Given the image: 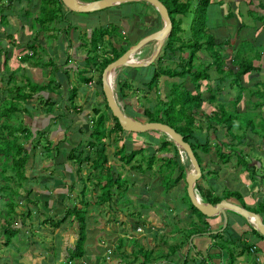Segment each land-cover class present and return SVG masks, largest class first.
Listing matches in <instances>:
<instances>
[{
    "label": "crops",
    "instance_id": "obj_1",
    "mask_svg": "<svg viewBox=\"0 0 264 264\" xmlns=\"http://www.w3.org/2000/svg\"><path fill=\"white\" fill-rule=\"evenodd\" d=\"M34 2L35 0L31 4L21 3L12 7L9 5V8L5 9L9 23L6 28L0 24V142H3L5 138L11 140L13 136L19 137V143L25 144L29 152L28 160L21 167L20 172L18 171L19 174L16 173L17 170L11 158L6 157V162L0 163V236H2L0 264H59L61 260L64 264H69L64 259L71 247L66 232L64 239L52 244L50 238L47 239L43 235L40 237L41 232H43L41 234L47 232L40 227L42 224L47 226L48 222L59 219L61 209L65 207L66 210L70 202H78V196L84 188L85 179L78 170V167L82 170L83 165L78 166L77 161L69 160L68 153L74 147L87 145L85 137L91 131L93 108L104 105L103 91L97 85L99 63L104 56L113 57L112 48L119 49L126 46V50L144 35L160 29L163 26V20L153 6L143 1L119 3L102 11L89 12L94 13L95 17L96 15L101 17L103 14L106 17L109 14L119 17L114 23L120 26L121 34L123 36L125 34L123 38H120L114 32L111 33L108 27L107 30H99L104 34L102 39L95 41L98 42L96 44L98 52L96 56H93L87 53L83 38L92 41V35L98 31L97 26H88L77 22L74 18L69 20L67 15L74 12L65 10L60 19L61 22L54 20L48 25L35 26L33 18L31 20L29 16L22 14V8L27 5L30 8L35 7ZM18 10L19 16L16 14ZM138 10H142L144 15L139 16ZM178 17L176 15V18ZM205 24L213 42L220 45L215 51L219 53L222 62L217 68L211 56L200 51L197 57L193 58L197 60L194 64L198 65L199 58L207 56L206 69L210 77L200 82L201 106L203 102L208 106L213 104L215 108L212 115H214L222 104L225 112L241 117L246 123L238 125L240 136L244 135L239 143L230 141V136L225 134L224 127L217 133L212 129V132L202 130L195 132L199 139L203 141L207 139L211 148L208 152V161H205L206 166L203 168L204 174H207L196 182V189L200 196L201 192L197 186L210 190L214 195V190L229 186L230 196L225 198V195H221L223 198L241 206L245 204L251 209L258 208L264 199V137L257 133L264 123V0H209ZM100 41L110 43L111 46V49L107 46V50L102 55L100 50L103 45L99 44ZM164 41L158 53L155 42L146 45L141 51L145 55L140 56V53L138 57H134L143 65L118 68L112 75L114 82L119 85V77L124 75L128 77V80L123 83L130 84L128 88L133 89L135 93L144 89L152 78L156 67L155 60L161 54ZM37 47H39L37 52L40 55H36ZM187 54L188 52L182 55L186 58ZM153 56L154 59L147 64ZM237 60L242 65L241 68ZM8 65L12 67L8 68ZM250 66L251 69H249ZM244 69L245 73L233 78L237 70ZM191 77L184 69L171 74L163 72L158 76V80L156 79V86L145 90L153 92L154 95H157L160 90L163 94L164 92L170 94L178 84L183 86L182 91H187L190 96H194L196 86ZM238 87L242 91L239 90V99L236 100ZM24 93L30 94L26 100L22 97ZM131 96L127 99L116 96V100L125 113L148 121L146 117L143 118L139 114L142 110V107L139 108V99L134 94ZM10 101H18L23 111L9 112L12 120L9 125L14 129L6 131L3 129L4 122L7 120L4 114L7 113L5 109ZM2 105H6L5 108H2L4 107ZM50 106L51 112L47 113L46 110ZM199 109L193 112L194 118ZM113 122L110 116L109 124ZM18 124H22L23 127L21 125L16 127ZM256 124L258 127H254ZM243 126L247 127L243 128ZM116 133L114 134H124L120 136V139L121 144L128 145L125 154H128L129 150L141 147L140 142L152 151L153 147L149 143L152 136L166 139L162 134L154 131L142 134L125 131ZM26 137H29L27 141H25ZM218 139L226 142V146L222 147L225 156L223 160L215 155L213 148V144L220 145ZM119 147V144L117 147L113 146V150ZM233 150L236 151L233 152ZM92 152L86 154L94 158L95 155ZM3 157L4 155L0 153V162ZM44 157L49 160L41 162ZM135 160L134 157L132 162ZM89 164L88 159H85V166L88 165L90 173L88 179H91L92 171ZM210 170L217 176L213 177ZM131 171L134 174H130ZM134 171L129 169L126 175L132 176L134 190L142 187L145 191L138 195L141 207L137 209L135 206L130 210L114 208L111 211L114 203L112 201L109 208L111 212L115 211V214H112L111 220H114V217L116 219L123 217L146 219L145 235L147 237L144 239L150 245H144V247H151V250L158 252L156 257H159V260L153 261V264H264V239L253 231V225L247 219L232 210H225L224 215L199 218L188 209L186 202L181 200L183 192L180 193L178 189H181L179 183L184 179H180L169 190H165L158 181L160 177L158 175L153 177L152 171H146V173ZM5 172L6 174L1 176ZM71 173L72 177H70ZM142 177L146 180L144 181ZM98 190L94 196L95 202L102 203L98 201L101 192L99 186ZM134 190L128 186L125 194L129 192L128 195L132 196L130 192ZM181 190L184 191V189ZM153 191L154 193L165 191L170 200L179 199L184 203L185 207L180 210L179 215L173 214L171 208H174V205H171L166 211V216H158L165 221L166 227L161 224L154 226L152 223L151 226L147 221L162 208V203H159L161 206L157 210L151 209L152 203L148 195ZM114 196L118 198L117 194ZM260 214L264 221V211ZM61 217H66L65 220L68 218L64 214H61ZM171 219L182 220V224L175 225L173 221L168 223L167 220ZM65 220L59 227H55L53 235L63 230L62 224ZM132 224L133 221L131 228ZM196 225L198 227L186 239V234L190 233ZM18 228L23 231L27 241L19 242V239H16L9 231ZM156 236H158V245L153 246L152 241ZM119 239L115 241L114 248L119 243ZM134 241L137 240L126 241L120 245L121 248L125 245L128 247L127 250H121L124 256L127 252H131ZM16 242L25 247L16 251ZM56 251L58 255L55 254ZM125 258L122 263L117 264H141V261ZM94 260L95 258L89 254L80 257L77 263L71 259L72 264H99L96 261L92 262Z\"/></svg>",
    "mask_w": 264,
    "mask_h": 264
},
{
    "label": "trees",
    "instance_id": "obj_2",
    "mask_svg": "<svg viewBox=\"0 0 264 264\" xmlns=\"http://www.w3.org/2000/svg\"><path fill=\"white\" fill-rule=\"evenodd\" d=\"M34 0H0V24H2L3 28H6V26L9 23L8 14H6L5 9L9 8V5L15 6L20 5L21 3H33ZM167 7L171 21H172V29L168 36V38L164 41L161 54L158 56L155 60V63L166 56V53L172 52L173 54L177 53L178 51L182 52L181 54L177 53L178 57H183L182 54L188 52L187 57L189 59L187 68L184 69L186 73L190 74L192 82L195 83L196 90L195 95L190 96V94L187 91H179L176 93V97L167 102L164 107L152 104L151 106L144 108L142 114L147 118L148 121H161L169 124L171 127H173L177 132L183 135L184 140L188 141L193 149L194 155L201 167V162L203 161V164L205 161H208V152L210 148L209 141L205 139L204 141L199 139L196 135V131H200L202 129V126L200 125V121L198 123V120L194 118L193 112L195 110H198L201 106V100H200V85L201 80H208L209 74L207 72V56L205 58L200 57L199 58V64L195 65L193 62V58L197 57V53L200 51L205 55H210L212 58V62L215 63V66L219 68L221 66V58L219 56V53H216L215 49L219 48V44H215L213 42L212 36L206 31V14H207V5L209 0H195V7L193 10V14L190 21L191 28L193 27V31L191 30L190 33L191 38H184V28H182V17L183 16H191L190 11L191 6L193 5L191 0H161ZM35 7L33 6L30 8L28 5L24 8H22V14L29 16V18L35 22V26H42V24L48 25L54 20L56 21L58 18H62L63 11H67L65 7L62 5L61 0H35ZM29 7V8H28ZM37 7V10H36ZM56 7H61L62 13L59 17L56 13ZM68 12V11H67ZM16 14L18 16L20 15V11H16ZM56 15V16H55ZM176 15L179 16L176 18ZM57 18V19H56ZM197 19V23L195 20ZM60 21V19L58 20ZM195 23V24H194ZM103 32L95 31L92 35V41H96L97 39H102ZM190 40V41H189ZM192 42V45L190 44ZM219 46V47H218ZM113 51V57H103L102 61L99 63V69L102 70L107 63L114 60L118 56H120L125 49L119 48L111 49ZM89 63L88 61L86 62ZM159 63V62H158ZM238 63V60H237ZM239 68L242 67L240 63ZM252 67L250 66L249 69ZM163 72H166V74L173 73L172 71L166 69H161V66L156 65L151 80L148 82V85H151L154 80L157 79V77L162 74ZM175 72V71H174ZM245 69L237 70L236 74H233V78L240 77L242 73H245ZM237 81V80H234ZM121 85L119 82V93L121 98H125L126 94L124 92L125 88H128L129 85ZM98 86L100 90L102 91V84L100 79L98 80ZM237 94L235 95L236 100L239 99V90L240 87L237 89ZM173 91V90H172ZM242 91V90H240ZM160 95V93H157V95ZM30 96L29 93L23 94V99L26 100ZM180 96H184L185 99L182 100L179 99ZM8 104V103H7ZM19 102H9V105L6 106L7 113L4 114L7 116L6 122H4L3 129L6 131H11L14 128L9 125L11 118L9 115V112L11 111H23V109L20 108ZM155 105V106H154ZM154 106L157 110L153 114L151 110L148 108H152ZM159 106V107H158ZM104 107L106 109H109L106 103V100L104 99ZM21 109V110H20ZM52 107L47 108L46 112L50 113ZM110 111V110H109ZM94 116L92 118L91 122V131L85 139L87 140L86 144L89 148L92 149V151L95 154L94 158L90 157V154H86L85 159L90 162L89 167L91 168V179L92 180V186L94 188L98 187L101 190V193L99 195V202L107 203L108 205H111L112 201L118 204V201L122 198V196L126 195L125 192L128 189L126 181L121 178V171L117 169L115 166H110L108 161V156L105 152V146L103 144L104 138L109 134L107 130H111L112 132H118L123 133L124 130L121 128L120 124L117 122V119L114 118L110 112V115L112 116L114 122L112 124H109L108 117L105 114V111H100L99 107L93 108ZM236 113V112H235ZM105 116L107 117L105 119ZM211 122L208 124V127L212 130H214L215 133L222 129V127L225 128V134L230 136V141H235L236 143H239L244 138V135L239 134V127L238 125H241L245 120H243L241 117L233 116L229 112L224 111V107L221 104V106L217 109V112H215L214 115H212V118L209 117ZM22 124H18L16 127H19ZM28 130V129H27ZM30 131V130H28ZM157 133V132H156ZM257 133L264 137V123L263 126L260 128ZM29 137H26V140H28ZM151 145L153 147L152 151L148 150L147 147H145V144L143 142H140L141 147L135 149V150H129L128 154H125V151L128 149L127 144H120L119 149L115 150V155H117L118 160L121 162V166L125 164H131L133 158L136 154L142 152L143 150H146L148 152H151V154L148 156V162L145 166L146 170L139 172V173H146V171H152L151 173L156 177L158 175L159 183L164 186L165 190H169L172 186L170 185V181H173L174 184L178 183L180 179H183L185 177V166L181 165L178 161V149L172 143L171 141L164 139L160 136H152L151 137ZM220 142V145L216 143L213 144V148L215 151V155L220 158L221 160L224 159L223 150L222 147H225V141L218 139ZM20 138L13 136L11 140L8 138L3 139V142H0V153L3 154L7 158H11V162L14 164L17 172L19 174L21 167L25 164L28 158L29 152L26 150L25 144H20ZM25 143V142H24ZM32 148V147H31ZM90 152V150L88 151ZM159 154V155H158ZM226 155V154H225ZM82 156L81 151L78 149V147L72 148L68 153V159L72 161H77L78 166L82 164V161L84 159ZM185 157V156H184ZM127 158V159H125ZM186 158V157H185ZM187 159V158H186ZM143 160V159H142ZM85 161V160H84ZM136 161V160H135ZM134 161V162H135ZM116 164L113 163V165ZM206 166V164H204ZM139 168H142L141 165L138 166ZM135 165H130L131 170H135ZM79 173L81 171V167H78ZM19 171V172H18ZM136 171V170H135ZM202 175L201 178L203 179L204 176L207 174H204V170L201 167ZM210 174V172H208ZM255 175V172H254ZM83 180V179H82ZM198 190L201 192V197L208 202L216 203L220 201L221 199L228 198L230 194L225 195L223 198L222 196L218 195H212L210 190H205L201 186H197ZM85 187L81 190L78 202L79 204H76L75 206L71 208H67L65 211V216H68V214L71 213V216L75 221H77L79 232H78V238L72 247V251L69 252L67 255V260H71L74 258H80L85 255V241L87 238V215H86V206L88 205L86 199H85ZM124 191V193H122ZM113 192V193H112ZM188 203H186V206L189 208L190 211L198 213L199 218L205 217L202 213H200L190 202L186 189L184 187V192ZM205 193V194H204ZM114 194L118 195V198L116 199ZM122 194V195H121ZM115 199V200H114ZM97 203V202H96ZM115 204V205H117ZM144 205V204H143ZM243 207L255 211L257 213H262L264 211V199L261 201L258 208L251 209L247 205L243 204ZM122 210L125 208L119 207ZM63 219L57 221V226L60 224ZM176 221H173V223ZM176 225V223H174ZM198 226L196 225L193 227V230L190 231V233L186 234V239L193 233ZM253 231L258 234L260 237L264 239V237L255 229ZM187 233V232H186ZM10 239V238H8ZM118 244L115 246V248L121 247V244H124V240L120 238L118 240ZM133 247H131V252L126 253V258L132 256V260H137V257L140 255L141 264H153V261H158L159 257L151 259H147V257L143 253L147 250L144 245H142L140 242L134 241ZM117 251V250H116ZM66 260V262H67Z\"/></svg>",
    "mask_w": 264,
    "mask_h": 264
},
{
    "label": "rangeland",
    "instance_id": "obj_3",
    "mask_svg": "<svg viewBox=\"0 0 264 264\" xmlns=\"http://www.w3.org/2000/svg\"><path fill=\"white\" fill-rule=\"evenodd\" d=\"M37 1H39V0H37ZM84 1H88V0H84ZM191 2L193 4L191 6V10H192L195 7L196 1L195 0H191ZM100 11H102V10H100ZM56 13H57V15L59 17L61 16V13H62L61 7H56ZM192 14H193V10H192V12L190 11V15L191 16H183L182 17L183 23H182L181 26H182V28H184V34L182 35L183 39L184 38H191L192 34L190 33V31L194 30L193 27L191 28V26H190V21H191ZM66 15H67V13H66ZM94 15H95L94 13H72L71 15L69 13L67 15V17H68L69 20L71 18H74V20H76L77 22L84 23V24H86L88 26H97L98 31L102 30V29L107 30V27H108L111 33L114 32V34H117V36H119L120 38H123L125 36V34H124V36L121 34L120 26L114 23V21L117 20L119 17L114 16V15H110V14L107 17L104 14L101 17H99L98 15H96V17H95ZM138 15L139 16H143L144 15L143 11L142 10H138ZM59 19H62V18H58L57 20H59ZM110 20H112V21H110ZM58 22H61V21H58ZM195 22L196 23L198 22L197 19L195 20ZM38 27H41V26H38ZM93 29H95V28H93ZM48 30H46V31H48ZM186 35H188V37H186ZM83 39H84V44L83 45L87 49V53H90L91 55L96 56V53L98 52L96 44L98 42H94V41H91L90 39H86V38H83ZM99 44L103 45L102 50H100L101 51V55L103 53H105V51L107 50V46H108V49H111L110 43H107V42L101 43V41H100ZM190 44L192 45V42H190ZM125 47L126 46L122 47V49H125ZM38 48L39 47L36 48V55H40L37 52ZM177 53L181 54L182 52L178 51ZM177 53H175V54H173L172 52L166 53V56L164 57V59L161 58L158 61L159 63L157 62L156 65L158 66V64H159V66H161V69H166L167 68L168 70H170L172 72H174V71L177 72L178 70L181 71L183 69H186L188 61H189L188 57L184 58V55H182L183 56L182 58L178 57ZM144 55H145L144 52H142L140 54V56H144ZM135 60L136 59L132 56V61H135ZM196 61H197L196 59H193V62H196ZM7 67L11 68L12 66L8 65ZM124 70H125V72H127V68H125ZM123 74H125V73L123 72ZM76 79H78V77H76ZM127 80H128V77H125L124 75H120L119 81H120L122 86H124L123 85L124 84L123 81L126 82ZM156 82L157 81L154 80L151 85L146 84L145 88L140 90L138 93H135L133 89L131 90V88H128V89L125 88L124 89V92L126 93L125 99H127L128 97H132L131 95L134 94V96H136V98L139 99V108L142 107V110L140 111L142 113L143 109L147 108V106H149V102L150 101H151V105L155 101V105L157 104L159 106H163L164 107V105L167 102H169L170 100H172L173 98L176 97V93L177 92H179V91H181L183 89V86H179L177 84V88H173V91H171L170 94H168V92H164L165 97L163 98L164 94H163V92L161 90L159 91L160 95L159 94L158 95H154L153 92H149V91L147 92L145 90V89L152 88L156 84ZM128 85H130V84H128ZM118 86L119 85L114 82V78H113L114 92H115L116 96L118 98H120V93L118 91V89H119ZM180 98L182 100L185 99L184 96H180L179 99ZM143 99H144V101L146 100V104H144ZM2 106H4V105H2ZM154 106H152V108H148L149 110H151V112L153 114L157 110ZM98 107H99L100 111H102V110L105 111V114L107 115V117L109 119V117L111 116L109 109H106L103 104L99 105ZM214 108H215V106L213 104H209V106H208L207 104H205L203 102L202 106H201V109H199L198 113L195 114V117L198 120V123L200 121V125L202 126L201 130L204 131V132L205 131L212 132V130L208 127V124L211 122L209 117L212 118V112H213ZM141 113H139L140 116L145 118V116L143 114H141ZM107 117L105 116V119ZM108 122H109V120H108ZM244 127H247V126H243V128ZM254 127H258V125L256 124V125H254ZM107 132L109 134L106 136V138H104L103 144L105 146V152H106V154L108 156V159H109L108 163H109L110 166H115L117 169H119L121 171V178H123L126 181L127 186H129V188H133V190H134L132 179H131L132 176L131 175H126L127 170L129 171V169H128V165L129 164H125V165L121 166V162H118L119 161L118 157L114 153L115 150H113V146L117 147L118 144L120 145L122 143L121 139H120V136H123L124 134L116 135L117 134L116 131L112 133L111 130L110 131L107 130ZM114 133H116V134H114ZM140 134H142V133H140ZM159 134H162V133H159ZM162 136L167 138L164 134H162ZM78 149L81 151L82 156L83 155L86 156V153L89 150H90V152L92 151V149H90L87 145L79 146ZM234 151H236V150H233V152ZM92 153H94V152H92ZM149 154H151V152L143 150L142 152L138 153L135 156L136 161L131 163V165H135L136 166V168H134L136 170V171H134L135 173H139V172H141V170L142 171L146 170L145 166L147 165V162H148V159H149L147 155H149ZM93 155H95V154H93ZM125 159H127V158H125ZM27 160H28V158H27ZM47 160H49V158L44 157L41 162L47 161ZM84 160H85V157H84V159L82 161L83 169L80 171V174L85 179V184H84V187H85V190H86L85 191V199H86V201L88 203V205L86 206V215H87L88 226H87V238H86V241H85V255L87 256V254H89V256H92V258L94 257L95 260L92 261V262L96 261V262H99V264H117V263H122L125 257H124L123 251H121V250H127L128 247H127V245H125L122 248L119 247V248L116 249V248H114L115 241L117 240V238H122V239L124 238L125 239L124 240L125 243H126V241L127 242L128 241L131 242L133 240H137V242H140L142 245H145V246L146 245H150L144 239V237H147V235H145V233L147 232V229H145L146 226H147L146 225L147 222L145 221L146 219H144L142 217L140 218V220L139 219H134V218L133 219H130V218L125 219L124 217L120 218L122 221H120V219H118V218L116 219V217H114V220H111L112 214H115V211H113V212H111V211L114 208H116V210H117V209H119V207L126 208V209L130 210L131 208L136 206L137 209H138V207H141L140 203H139L140 196H138V195L143 194L145 191L141 187L139 189L137 188L134 191H131L130 194H133L132 196H129L128 195L129 192H128L125 196L124 195L122 196V198L118 201V204L115 203L119 207L113 203L112 206H111V211H110V208H109L110 206L107 203H96L95 202V197L94 196L97 194V192L99 190H98V187L94 188L92 186V181L90 179H88V178H90V176H89L90 173H89V170H88V165L85 166V161ZM113 160L116 162V164H114V165H113V163H115V162H113ZM178 161H179V163L181 165L184 164L185 171H187V170H188L187 172L190 171V169H191L190 168V164H189L188 160L184 157V155H182L181 152H179ZM4 162H6V157L5 156L2 158V161L0 163H4ZM118 165H120V167ZM140 165H141L142 168L138 167ZM217 165L221 166L220 164H217ZM204 166L205 165L203 164V161H202L201 162V167L204 168ZM129 168H130V166H129ZM4 170H6V168H4ZM210 171L212 172V170H210ZM6 172L3 175H1V176H4L6 174ZM212 173H213L212 174L213 177L217 176L215 172H212ZM130 174H134V173L131 171ZM218 174H220V172ZM72 175L73 174L71 173L70 177H72ZM78 175H79V173H78ZM152 176L154 177L153 174H152ZM142 179L144 181L146 180V178H144V177H142ZM183 179H184L183 180L184 183L181 182V181L179 183V184H181L180 188L184 189V187H185V189H186L185 177ZM137 182H140V181H137ZM170 182H171L170 183L171 186L174 185L173 181H170ZM154 184L157 185L156 183H154ZM181 189H178L180 191V193L184 192ZM230 190H231V188L229 186H222L218 190H214L213 193H214L215 196L216 195H218V196L227 195L228 193H230ZM74 193L75 192H73V194ZM122 193H124V191ZM148 197L151 199V201H150L152 203L151 204L152 206H150V207H152L151 209L157 210V208H159V206H161L159 203H162V208H160L161 211H156V215H154V217H152L151 219L147 218V219H149V220H147L149 222V224L151 225V223H152V225L154 224V226H160V224H161L163 227H166L165 221L161 220L158 216L159 215L166 216V211H167V209L169 207H171V205L172 206L174 205V208H171V210H173V214L174 215H179L180 214V210H182V208L185 207L183 205L184 204L183 202L188 203V199H187L185 193H183V199H181L183 202H180L181 200H179V199L170 200L169 196L168 197L166 196V192L165 191H163V193H158V192L154 193V191H153V193H151V194L149 193ZM76 204H79V202H70L69 205L67 206V208L69 209V208L75 206ZM101 204H102V206H101ZM126 209H124V210H126ZM65 211H66L65 207L62 208L61 211H60V215L61 214H65ZM120 211L122 212V210H120ZM169 213H171V212H169ZM195 214L198 215V213H196V212H195ZM60 215L58 216L59 219L56 218L57 220L51 221L50 223L48 222L47 226H44L42 224V226L40 228L41 229L42 228L46 229L47 232H45V234H41V233H43V232H41L40 233V237H41V235H43L47 239L50 238L51 241H52V244H54V242H56V241L59 242L62 239H64V235H65V232H66V235L68 236V239H69L68 243L71 244V247L69 248V250L67 252L69 254V252L72 251V249H73L72 247L74 246V244H75V242H76V240L78 238L79 227H78L77 221H75L76 219L74 218L75 219L74 220L73 217L71 216V213H70V214H68V216H67L68 218L66 220H65L66 217H64L65 222L62 224L63 230L60 231L59 234L53 235L55 227L56 228L59 227L60 224L64 221V220L61 221L60 224L57 226V221L63 219L62 217L60 218ZM34 217H36V216H34ZM132 221H133V224H132V228H131ZM167 221H168V223H170L173 220L171 219V220H167ZM175 223H176V225L179 224V223L181 225L182 224V220H176ZM150 225H148V226L150 227ZM112 227H113V229H112ZM139 228H141V229H139ZM100 230H101V232H100ZM9 231H11L12 235L14 234L16 239H19V242H20V240L22 242L27 241V238H25V235L23 234V231H21L19 228L18 229H12V230H9ZM163 233H165V232H163ZM1 237L2 236H0V238ZM153 241H152V243H153L152 245L153 246H157L158 245V236H156V238H154ZM16 244H17L15 246L16 251L20 250L21 247L22 248L25 247V245H21L18 242H16ZM68 246H70V245H68ZM146 249L147 250H145V251L143 249V253L147 257V259H151L152 260V257L153 258H157L156 255L158 254V252L151 250V247L146 248ZM117 253H119V255ZM55 254L58 255V251H56ZM60 255L61 254L59 253V256ZM128 258L132 259V256L128 257ZM64 259L67 260V257L65 256ZM84 259L85 258H83V260ZM125 259H127V258H125ZM130 259H128V260H130ZM57 260H58V258H57ZM72 260L74 261V263L79 262V258H74L73 257ZM120 260H122V261H120ZM88 261L89 260H87V262ZM137 261L138 262L141 261L140 260V255L137 257ZM67 263H69V262L67 261ZM59 264H64V261L61 260L59 262ZM69 264H72V261Z\"/></svg>",
    "mask_w": 264,
    "mask_h": 264
},
{
    "label": "water",
    "instance_id": "obj_4",
    "mask_svg": "<svg viewBox=\"0 0 264 264\" xmlns=\"http://www.w3.org/2000/svg\"><path fill=\"white\" fill-rule=\"evenodd\" d=\"M132 1H143L152 5L161 16L163 20V26L160 29L141 37L136 43L127 48L120 56L107 63L103 68L101 72L102 91L112 116L117 119V122L120 124L121 128L126 132L144 133L148 131H157L168 136L166 139L174 143V145L179 149V152H181L182 155L187 158L190 164L191 169L185 174L186 193L191 204L200 213L206 217H214L219 214L224 215L225 210H232L247 219L253 225V228L264 237V221L261 214L249 210L227 199H221L220 201L213 204L211 202L205 201L200 196L196 189V182L201 178V167L194 155L190 143L184 140L182 134L177 132L173 127L165 122L143 121L125 113L123 108L116 100L114 87L109 81L110 75H113V73L122 66L143 65L140 60L131 61L129 58L131 56L138 57L142 49L151 42L156 43L155 48L156 52L158 53L163 41L168 38L172 29V21L166 5L161 0H61L62 5L67 11L78 13L93 12L113 6L115 4ZM154 56L147 61V64L154 59Z\"/></svg>",
    "mask_w": 264,
    "mask_h": 264
},
{
    "label": "bare ground",
    "instance_id": "obj_5",
    "mask_svg": "<svg viewBox=\"0 0 264 264\" xmlns=\"http://www.w3.org/2000/svg\"><path fill=\"white\" fill-rule=\"evenodd\" d=\"M108 8V7H107ZM66 9V8H65ZM104 9H106V8H104ZM101 10H103V9H101ZM96 11H98V10H96ZM68 12H71V11H68ZM93 12H95V11H93ZM74 13H78V12H74ZM89 13V12H88ZM132 57V56H131ZM131 57L129 58L131 61H132V59H131ZM109 81H110V83H112V86H113V82H112V75H110V79H109ZM126 132V131H125ZM154 132H157V131H154ZM167 138H168V136L166 135V134H164Z\"/></svg>",
    "mask_w": 264,
    "mask_h": 264
},
{
    "label": "flooded vegetation",
    "instance_id": "obj_6",
    "mask_svg": "<svg viewBox=\"0 0 264 264\" xmlns=\"http://www.w3.org/2000/svg\"><path fill=\"white\" fill-rule=\"evenodd\" d=\"M103 70V69H102ZM102 70H100L99 69V78H98V80L100 79V81H101V72H102ZM101 84H102V82H101ZM97 85H98V81H97ZM99 87V86H98Z\"/></svg>",
    "mask_w": 264,
    "mask_h": 264
},
{
    "label": "built area",
    "instance_id": "obj_7",
    "mask_svg": "<svg viewBox=\"0 0 264 264\" xmlns=\"http://www.w3.org/2000/svg\"><path fill=\"white\" fill-rule=\"evenodd\" d=\"M69 263H71V261L70 260H67Z\"/></svg>",
    "mask_w": 264,
    "mask_h": 264
}]
</instances>
